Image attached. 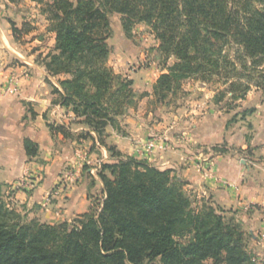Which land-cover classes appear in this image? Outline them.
Instances as JSON below:
<instances>
[{
    "label": "trees",
    "instance_id": "1",
    "mask_svg": "<svg viewBox=\"0 0 264 264\" xmlns=\"http://www.w3.org/2000/svg\"><path fill=\"white\" fill-rule=\"evenodd\" d=\"M31 1L56 35L46 69L67 77L53 103L75 115L69 126L48 124L53 136L73 139L77 123L88 129L78 139L107 146V129L123 133L121 118L136 108L134 82L108 66L114 14L127 35L137 24L151 27L164 59L176 60L154 86L160 104L190 79L227 85L218 102L229 93L243 101L252 86H264V0ZM11 26L17 38L22 30ZM24 146L29 159L38 156L36 143ZM107 148L118 160L99 173L102 207L72 224L23 222L0 184V264H264L248 251L238 219L219 208L194 209L186 182L170 169Z\"/></svg>",
    "mask_w": 264,
    "mask_h": 264
},
{
    "label": "crops",
    "instance_id": "2",
    "mask_svg": "<svg viewBox=\"0 0 264 264\" xmlns=\"http://www.w3.org/2000/svg\"><path fill=\"white\" fill-rule=\"evenodd\" d=\"M21 15V9L12 0H0V81L14 74L19 83L16 95H0V184L11 186L24 183L26 177L43 175L29 195L21 190L17 198L28 208L44 207L45 211L41 210L38 217L44 222L57 223L87 213L92 204L91 195L99 193L104 199L105 194L99 177L91 176L89 171L84 173L73 167L76 172L71 177L64 172L71 163L80 166V162H75V153L80 150L75 152V143L53 136L48 127L45 115L61 121L55 115L63 111L53 104V90L60 87L58 80L49 77L44 70V58L38 62L34 56L26 58L15 49L17 43L11 21L17 23ZM251 101L249 95L243 105L248 106ZM253 107L257 111L248 118L254 126L250 140L242 126L245 122L227 129V116L211 109L209 115L190 117L186 122L151 124L135 117L125 123L126 134L108 130L107 144L115 146L124 156L172 170L177 179L187 182V189L198 195L209 193L224 209L248 211L241 216V221L255 240L258 234L264 236V163H260L261 158L264 159V105ZM26 140L39 146L37 157L29 159L27 156ZM224 141L229 148L252 147L255 157L212 155L206 151ZM57 142L62 145L55 151ZM78 148L91 159L92 150L85 152L86 141ZM99 151L112 162L104 147ZM65 179L72 180L73 184L61 186L60 181ZM250 207L254 209L249 210Z\"/></svg>",
    "mask_w": 264,
    "mask_h": 264
},
{
    "label": "rangeland",
    "instance_id": "3",
    "mask_svg": "<svg viewBox=\"0 0 264 264\" xmlns=\"http://www.w3.org/2000/svg\"><path fill=\"white\" fill-rule=\"evenodd\" d=\"M12 1L21 9V12L23 13V15L17 18L18 22L15 23L16 26L19 24L20 27L17 28L22 30V33L19 34L17 38L14 37L17 43L15 49L17 51H21V54L26 58L29 55L34 56L35 60L38 62H41V59L44 58L42 62L43 68L48 73L45 61L48 60L47 56L49 54L54 53L56 35L52 32L51 25L47 21L46 16L42 13L41 7L38 4L32 2L31 0ZM110 18L112 34L108 40V44L111 49L108 66L112 68L115 73L129 78L134 82V84L137 83V87H135V85L133 86L137 95V106L136 108H130L127 114L121 118V126L123 128L122 134H126L127 125H125V123L135 117L148 120L151 124H155L156 121L171 123L176 120H181L186 122L190 121V117L199 118L201 117V114L209 115V111L212 109L216 113L220 112L227 116V118L224 117L227 120V129L231 127L236 128V126L241 122H245L242 126H245L248 131L246 137L249 140L253 138L252 131L254 130V126L248 118L252 117L256 113L257 110L253 107L255 104L264 105V86H252L251 90L246 95V99L243 101L234 99L232 94L229 93L225 95L222 101L218 102V96L220 97V94L226 93L225 90L228 88L227 85L217 81H214L213 83H206L200 80L190 79L183 83L182 88L178 92L170 94L165 103L160 104L154 97V86L161 74L166 72L164 71L165 68L167 66L174 65L176 60L174 58H171L168 61L164 59L158 50L160 43L156 39L151 27L145 24H137L134 26L131 34L127 35L122 28L121 16L114 14ZM48 75L58 81L67 78L66 76L53 77L49 73ZM18 90L19 83L16 75L11 74L6 77L4 81H0V95H16ZM249 95L251 96L252 101L248 106L245 105V107L243 102L247 100ZM58 100L59 97L55 95L53 102ZM54 106L58 109H62L63 111L61 115L60 113L55 115L61 121L55 120V118H52L50 115H45V118L49 121L48 124L55 125L65 123L69 126L75 118L74 113L70 110L62 108L58 103L54 104ZM70 128L73 139L68 140L64 139L62 135H55L61 136L65 141H71V144L75 143V146L73 147L75 152L76 149L80 150L75 153V162H80V166L75 165V163H73L74 165L72 163L71 165H68L64 169L67 176L71 177V175L75 174V169L79 168L78 170H82L84 173L89 171L91 176L99 177V173L102 170L103 165L117 162L118 159L113 158L107 148L108 146L116 149L115 146L107 144V138L110 135L108 130L112 128L107 129L108 137L105 139L107 146L100 145L98 142L95 143L90 138L78 139V136H80L84 130H88L82 124H71ZM82 141L87 142V149L85 152L92 150L93 156L91 159L86 156L87 153H83L82 150L78 148V146L82 144ZM61 145V142H57L55 151H57L58 148L60 149ZM100 147H104L109 152V156L113 158H110L112 159V162L111 160H108V158L105 159L103 157V153L99 151ZM206 151L212 155L236 154L243 158H245L244 156L255 157L252 147H248L245 150L229 148L226 141L213 146L210 150ZM138 161L158 168L147 160ZM260 163H264L263 158H261ZM73 167L77 168L73 169ZM174 177L176 178V176ZM41 178H43V175L41 176L38 173L34 175V177H26V179L23 180L24 183L21 181L11 186H2L1 197L10 209L15 210L21 215L23 222L27 223L35 221L39 224L48 225H58L64 222L72 224L79 216L86 214L83 213L71 220H64L57 223L55 221H42L38 216L41 210L45 211L43 209L44 207L36 205L32 208H28L26 204H22L21 199L17 198V193L21 190L25 191L26 194L29 195L28 193L33 190L39 182L38 180ZM98 179H100V177ZM68 183L73 184V181L66 179L60 181L61 186H67ZM187 185L188 184L186 182L184 192L191 200L194 209L201 210L204 206L212 207L214 209L219 208L224 211L223 214L226 217H235V219H238L241 222L242 230L245 233V241L248 251L251 252L260 262L264 261V236L262 234H258V237L253 240L249 229H247L241 221V216H245V213L248 211H241L239 209L233 210L229 208L224 209L213 201V197L209 193H202L201 195H198V193H195L194 190L187 189ZM91 197L92 204L87 213H98L106 196L103 199L101 194L96 193L91 195ZM45 202H48V200ZM252 209L254 208L250 207L249 210ZM255 209H257V207H255ZM208 264H211V261L208 262Z\"/></svg>",
    "mask_w": 264,
    "mask_h": 264
}]
</instances>
